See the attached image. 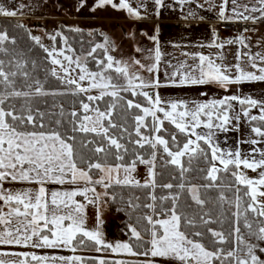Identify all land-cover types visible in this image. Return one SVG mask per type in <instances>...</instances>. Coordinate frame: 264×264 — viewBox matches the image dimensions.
I'll return each instance as SVG.
<instances>
[{
    "label": "snow or ice",
    "instance_id": "6c2138e0",
    "mask_svg": "<svg viewBox=\"0 0 264 264\" xmlns=\"http://www.w3.org/2000/svg\"><path fill=\"white\" fill-rule=\"evenodd\" d=\"M154 2L165 7V0ZM175 3L204 7L197 0ZM106 6L145 18L144 0H97L96 7ZM195 15L190 8L189 16ZM0 16L17 17L18 11L0 4ZM218 16L227 23L264 22V0H231V7L221 0ZM28 35L46 53L48 66L41 68L30 57L31 48H20L18 37L0 28V249L65 248L74 255L0 250V264H264V99L238 94L164 99L159 93L165 86L216 85L228 92L233 85L264 82V54L251 52L247 36L221 41L214 32L207 47L217 54L191 55L192 63L167 61L171 71H165L163 84L156 35L149 39L157 47L146 57L152 62L133 60L148 76L109 54L115 47L107 36L82 63L62 32L48 36L51 47ZM58 37L64 47H56ZM237 43L236 63H223L226 45ZM87 57L96 70L88 67ZM59 96L86 100H74L66 110L48 100ZM242 117L250 122V136L238 143L250 150L221 148L218 132H238ZM140 165L146 169L143 180L137 178ZM7 183L36 187L16 191ZM109 202L128 215L125 240L106 238L103 208ZM89 207L96 211L92 227ZM78 251L114 258L75 255Z\"/></svg>",
    "mask_w": 264,
    "mask_h": 264
},
{
    "label": "rangeland",
    "instance_id": "374dc122",
    "mask_svg": "<svg viewBox=\"0 0 264 264\" xmlns=\"http://www.w3.org/2000/svg\"><path fill=\"white\" fill-rule=\"evenodd\" d=\"M240 2L249 3L250 0H240ZM251 2H254V0H251ZM197 3L203 4L204 7L197 8L195 4L179 5L175 3V0H165V7H159L154 0H144L145 7L141 9V14L145 18L133 19L126 11L116 10L110 6L104 8L96 7L97 0H83V4L82 0H0V4H3L6 8L18 11L17 17L0 16V18L19 19L30 29L31 35L41 37L42 43L49 47L53 45V42L48 39V36L56 31H60L68 37V32L71 29L78 28L88 34L91 33L89 35L90 40L96 43H102L104 36H107L115 47V51H110L109 54L116 59L127 61L131 66V71L140 72L144 76H148V73L143 72L138 66L133 64V60L139 59L144 64L152 62L146 57L151 55L148 51L149 49L157 47V43L149 39V37L156 35L158 37V46L163 54L159 72L160 80L163 84L167 83L165 71H171L167 67V61L175 63L177 60H187L192 63L191 55L215 56L217 54V49L207 47L215 39L214 32L221 41H226L225 39L229 37L234 39L235 36L243 34L249 38L247 42L251 46L252 53H257L259 49L260 53L264 54V22H257L256 24L237 22L233 24H241L240 26L248 29V31L245 32L244 29L241 33L240 31L234 33L221 32L219 30L220 25L227 23L223 22L218 16L221 0H208V2L206 0H197ZM21 5L24 6L23 9L20 8ZM132 6L134 8L137 7L136 3H133ZM229 7H231V0H229ZM190 8L196 13L195 17L189 16ZM186 16L188 17L187 19L185 18ZM199 21H205V23L198 24ZM207 34H210V36ZM199 37L202 38L199 39ZM196 38L199 40H196ZM185 40L186 43H182ZM61 44L64 47L62 40ZM183 44H186L187 48L189 47L193 51L184 50L185 46ZM200 45H205V47H200ZM239 47L238 43L226 45L223 50L226 64L227 62L229 64L236 63V52ZM137 48L142 49V51L137 52ZM245 51H248V49H245ZM182 53H189L190 56H183ZM67 54L71 55L72 53ZM75 55L80 56L81 62H84L86 54L77 55L75 53ZM217 63H220V61ZM78 71L79 69H76L73 75H76ZM85 86H87L86 82ZM203 92H207L208 95H201ZM159 93L164 99L208 100L230 94L264 99V82H246L241 85H233L228 92L216 85L193 87L165 86L159 89ZM91 94L96 93L93 91ZM252 114L258 115L259 113L256 109H253ZM242 119L241 122L247 121L246 118L242 117ZM145 172V166L140 165L137 170V178H142ZM5 187L16 190L12 185H5ZM35 187L36 185L32 184H22L20 190ZM50 188L56 189L54 187ZM103 220L105 222L104 232L107 240L121 241L122 239L115 236L117 218L110 213L108 204L103 208ZM0 250L27 251L34 252L37 255L48 256L70 257L74 255V253L65 248H2ZM75 255L84 257L95 256L105 259L114 258L108 253L90 251H78ZM128 259L135 258L128 257Z\"/></svg>",
    "mask_w": 264,
    "mask_h": 264
},
{
    "label": "trees",
    "instance_id": "16d2710c",
    "mask_svg": "<svg viewBox=\"0 0 264 264\" xmlns=\"http://www.w3.org/2000/svg\"><path fill=\"white\" fill-rule=\"evenodd\" d=\"M17 24H22L23 27L16 28L15 25ZM0 28H6L9 30L10 35L17 36L18 46L20 48H24V49L31 48V52L29 53V55L32 59H35L38 62L41 68L48 66L47 61L45 60L46 53H44L43 50L38 45H35L34 42L29 38L28 33L29 32L31 33V31L25 24L22 23V21H20L19 19H15V18H0ZM68 38H69L70 45L72 46V48L75 49V53L77 55L87 54L90 48L96 43L95 41L90 40L89 34L85 31L76 32V31L70 30L68 32ZM56 43H57L58 48L62 47L61 40L59 37L57 38ZM96 55L102 56L103 53L98 50ZM87 61H88V67L91 70H96V65L92 57H88ZM49 83L53 87L59 86V82L55 81L52 78H49ZM121 95H124L127 98L136 99V100L142 99L141 97H131L130 94L128 93H121ZM82 98L86 100V97H83V96L82 97L59 96L55 98L49 97L48 100L50 103L52 102V100H55L57 103H63L65 109L70 110L74 100L82 99ZM105 99H108V98L106 97ZM100 103H101V106H103V102H100ZM77 110L79 109L77 108ZM132 111L135 112L136 110L133 109ZM114 118L119 119V117H114ZM129 123H131L130 118H129ZM165 172H167V169H165ZM165 179H167V176H165ZM116 191L122 192L125 195H127L129 192L128 189H116ZM133 191H139V190H133ZM119 207H121L119 203H112V202L108 203V208H109L110 213L113 214L117 218L115 236L119 239L125 240L127 239V237L124 235V232L126 231L125 224L128 221V215H126L124 211H117ZM126 211H130V210H126ZM213 227H216V225H213ZM90 252H93V251H90Z\"/></svg>",
    "mask_w": 264,
    "mask_h": 264
},
{
    "label": "crops",
    "instance_id": "0c3cea01",
    "mask_svg": "<svg viewBox=\"0 0 264 264\" xmlns=\"http://www.w3.org/2000/svg\"><path fill=\"white\" fill-rule=\"evenodd\" d=\"M199 23H205V21H199L198 22V24ZM241 25V24H240ZM245 28L243 27V29H242V31L241 32H243V30H244ZM203 31V30H202ZM240 32V33H241ZM207 33V32H206ZM211 34V33H210ZM210 34H207V35H209L210 36ZM212 35V34H211ZM233 36V35H232ZM200 38H202V37H199V39ZM205 38V37H204ZM235 38H236V36H235ZM234 38V39H235ZM198 38H196V40H199ZM229 39H233V37L231 38V37H229V38H226L225 40L227 41V40H229ZM182 43H186V40L184 41V42H182ZM181 43V44H182ZM180 44V45H181ZM185 47H184V50H189V51H193V49H190L189 47L187 48V46H186V44H183ZM228 46V45H227ZM180 48H181V46H179ZM212 49V48H211ZM244 51H245V49H243ZM254 51V50H253ZM259 53H260V51H259V49L257 50ZM257 52V53H258ZM254 53V52H253ZM219 61V60H218ZM217 61V62H218ZM223 63H225L224 61H223ZM226 64V63H225ZM227 64H229L228 62H227ZM217 90V89H216ZM241 120H243V119H241ZM241 122V121H240ZM249 136H250V122H248V121H243V122H241V126H240V130L237 132V131H228V132H218V134H217V139H218V142H219V144H220V146H221V148H225V149H233V148H236L237 147V145L239 146V148L241 149V151L242 152H244V153H247L249 150H250V148L252 147V146H250L249 144H246V143H238L239 141H243V140H246V139H248L249 138ZM146 175V172L143 174V177L142 178H139V179H141V180H143V178H144V176ZM248 175L249 176H252V177H255L256 176V173H253V172H251L250 170H248ZM5 185H12V186H14V188H16V190L18 191V189L20 190L21 188H20V186L22 185V184H18V183H7V184H5ZM16 185V186H15ZM50 187H54V188H56V189H60L61 188V186H59V185H50ZM64 188H67L68 186L67 185H65V186H63ZM3 202L2 201H0V204H2ZM4 211H7V208H4ZM87 224H88V226L89 227H92V226H94L95 224H96V211H95V209H93V208H91V207H89V209H88V221H87Z\"/></svg>",
    "mask_w": 264,
    "mask_h": 264
},
{
    "label": "built area",
    "instance_id": "2783aa9c",
    "mask_svg": "<svg viewBox=\"0 0 264 264\" xmlns=\"http://www.w3.org/2000/svg\"><path fill=\"white\" fill-rule=\"evenodd\" d=\"M243 29L242 26L233 24V23H223L220 25L219 30L221 32H229V33H234V32H241Z\"/></svg>",
    "mask_w": 264,
    "mask_h": 264
}]
</instances>
